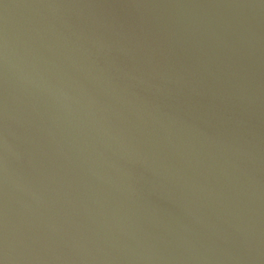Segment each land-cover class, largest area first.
Here are the masks:
<instances>
[{
    "label": "water",
    "instance_id": "obj_1",
    "mask_svg": "<svg viewBox=\"0 0 264 264\" xmlns=\"http://www.w3.org/2000/svg\"><path fill=\"white\" fill-rule=\"evenodd\" d=\"M0 264H264V0H0Z\"/></svg>",
    "mask_w": 264,
    "mask_h": 264
}]
</instances>
